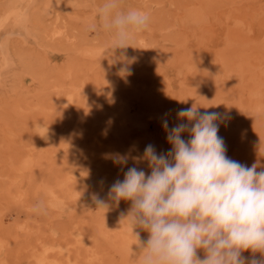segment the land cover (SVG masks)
Listing matches in <instances>:
<instances>
[{
    "label": "rangeland",
    "instance_id": "obj_1",
    "mask_svg": "<svg viewBox=\"0 0 264 264\" xmlns=\"http://www.w3.org/2000/svg\"><path fill=\"white\" fill-rule=\"evenodd\" d=\"M105 2L0 0V264H138L146 230L103 236L133 227L109 189L150 174L181 108L220 113L226 155L264 170V0H116L150 19L115 49Z\"/></svg>",
    "mask_w": 264,
    "mask_h": 264
},
{
    "label": "clouds",
    "instance_id": "obj_2",
    "mask_svg": "<svg viewBox=\"0 0 264 264\" xmlns=\"http://www.w3.org/2000/svg\"><path fill=\"white\" fill-rule=\"evenodd\" d=\"M117 8L116 0H106L100 9L103 27L114 36L113 49L129 46L150 19L145 11ZM199 108L179 109L180 122L172 127L164 120L170 150L158 154L146 145L143 159L150 174L129 167L123 180L110 186L109 198L117 205L130 201L133 229L149 233L138 264H264V170L229 158L218 135L221 114ZM96 203L107 207L102 200ZM247 251L262 258L244 257Z\"/></svg>",
    "mask_w": 264,
    "mask_h": 264
},
{
    "label": "bare ground",
    "instance_id": "obj_3",
    "mask_svg": "<svg viewBox=\"0 0 264 264\" xmlns=\"http://www.w3.org/2000/svg\"><path fill=\"white\" fill-rule=\"evenodd\" d=\"M132 228H133L132 225L129 224V223L128 224H124L121 227H119V225H116L115 228H114V231H112V230L111 231H107V232H105V234L103 236H105V238H109L114 233V236H112L113 239L118 238V239H120V241L124 240L126 242V240H125L126 234H124V233L126 231H128V230H131ZM121 229H122V231H121ZM134 244H135L136 248L140 251L141 250L140 244H138L137 242H134ZM199 258L203 259L202 257H199Z\"/></svg>",
    "mask_w": 264,
    "mask_h": 264
}]
</instances>
